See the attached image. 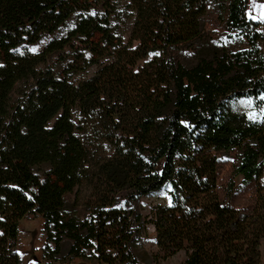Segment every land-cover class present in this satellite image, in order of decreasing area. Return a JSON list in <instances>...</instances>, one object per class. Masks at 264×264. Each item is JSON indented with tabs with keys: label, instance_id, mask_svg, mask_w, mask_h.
Listing matches in <instances>:
<instances>
[{
	"label": "trees",
	"instance_id": "1",
	"mask_svg": "<svg viewBox=\"0 0 264 264\" xmlns=\"http://www.w3.org/2000/svg\"><path fill=\"white\" fill-rule=\"evenodd\" d=\"M248 3L128 0L125 41L118 0H0V264H22L33 213L45 264H152L147 226L180 264H264V27ZM83 183L79 217L65 196Z\"/></svg>",
	"mask_w": 264,
	"mask_h": 264
},
{
	"label": "rangeland",
	"instance_id": "2",
	"mask_svg": "<svg viewBox=\"0 0 264 264\" xmlns=\"http://www.w3.org/2000/svg\"><path fill=\"white\" fill-rule=\"evenodd\" d=\"M120 6L123 10H125V16L121 20V27L123 31V37L125 41L129 39V33L133 26V16L131 11L127 8L128 0H118ZM248 7H247V16L259 23L260 26L258 27V31L262 32V28L264 27V0H248ZM258 47L264 51V41L258 44ZM38 49V51H40ZM97 71L96 67H91V70L79 74L76 76L75 81L78 79H86L91 77ZM18 90L19 88H23L22 85H17ZM18 97L17 93L11 94V102ZM98 147V157L100 160L109 159L112 155V150L99 142L97 144ZM90 195V188L86 183H83L79 188L75 189L72 194H67L65 196V200L68 203L76 202L77 203V213L80 217L83 212L82 205L87 200ZM163 203L166 200L157 199V200H143L142 203L144 206L149 207L151 204L155 203ZM18 246L17 252L22 258V264H45L43 258L41 256V249L44 244V232H43V220L37 214H30L24 217L18 223ZM142 247L141 252L145 254L146 258H152V264H180L183 262L185 258L184 252H180L174 257L171 258H163L159 250L155 246V233L152 226H147L146 231L142 234ZM77 260L73 261L71 264H78Z\"/></svg>",
	"mask_w": 264,
	"mask_h": 264
}]
</instances>
